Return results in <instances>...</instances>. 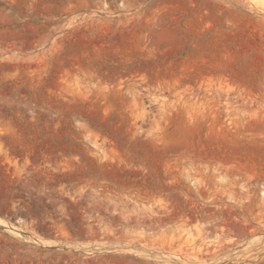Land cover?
Returning <instances> with one entry per match:
<instances>
[{"label":"rangeland","instance_id":"1","mask_svg":"<svg viewBox=\"0 0 264 264\" xmlns=\"http://www.w3.org/2000/svg\"><path fill=\"white\" fill-rule=\"evenodd\" d=\"M0 264H264V0H0Z\"/></svg>","mask_w":264,"mask_h":264}]
</instances>
